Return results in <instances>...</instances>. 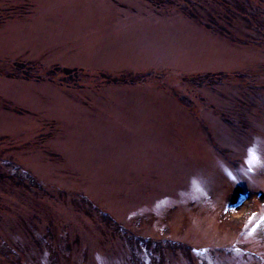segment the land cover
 <instances>
[{
  "label": "rangeland",
  "instance_id": "obj_1",
  "mask_svg": "<svg viewBox=\"0 0 264 264\" xmlns=\"http://www.w3.org/2000/svg\"><path fill=\"white\" fill-rule=\"evenodd\" d=\"M0 264H264V0H0Z\"/></svg>",
  "mask_w": 264,
  "mask_h": 264
},
{
  "label": "snow or ice",
  "instance_id": "obj_2",
  "mask_svg": "<svg viewBox=\"0 0 264 264\" xmlns=\"http://www.w3.org/2000/svg\"><path fill=\"white\" fill-rule=\"evenodd\" d=\"M249 155H250V160H249V164H253V163H259V157L257 156L256 152L254 149H250L249 150Z\"/></svg>",
  "mask_w": 264,
  "mask_h": 264
},
{
  "label": "bare ground",
  "instance_id": "obj_3",
  "mask_svg": "<svg viewBox=\"0 0 264 264\" xmlns=\"http://www.w3.org/2000/svg\"><path fill=\"white\" fill-rule=\"evenodd\" d=\"M242 203H240V204H238V205H234V206H232V209H235V208H240V207H242V206H240V207H236V206H239V205H241ZM243 208V207H242ZM231 209V210H232Z\"/></svg>",
  "mask_w": 264,
  "mask_h": 264
}]
</instances>
